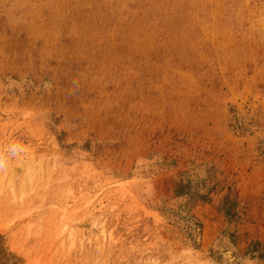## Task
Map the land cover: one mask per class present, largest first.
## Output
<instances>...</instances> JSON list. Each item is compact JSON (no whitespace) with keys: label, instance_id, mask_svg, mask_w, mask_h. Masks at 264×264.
Segmentation results:
<instances>
[{"label":"rangeland","instance_id":"1","mask_svg":"<svg viewBox=\"0 0 264 264\" xmlns=\"http://www.w3.org/2000/svg\"><path fill=\"white\" fill-rule=\"evenodd\" d=\"M224 239L264 264V0H0V264Z\"/></svg>","mask_w":264,"mask_h":264},{"label":"bare ground","instance_id":"2","mask_svg":"<svg viewBox=\"0 0 264 264\" xmlns=\"http://www.w3.org/2000/svg\"><path fill=\"white\" fill-rule=\"evenodd\" d=\"M27 172L28 173L26 175V181L27 182H30V174H31L32 171L31 170H27ZM14 177H15V174L14 173H11V175H10V181H12ZM13 193H14V191H13ZM16 199H17V197H16ZM189 226H190L189 229L191 230V234H192V237L194 239V242H195V244H198V242H199L198 227L199 226L196 227L194 225V223H191V225H189ZM72 232H73V229L69 230V233L70 234H72ZM193 239H191V240H193ZM229 244L225 241V239H224V242L217 241L216 242V245H214L216 247V250L215 251H216V253L218 252V254H220V256L222 258L223 264H239L238 256L235 255L236 251ZM241 264H252V262H249V260L247 261V260L244 259V260H241Z\"/></svg>","mask_w":264,"mask_h":264}]
</instances>
